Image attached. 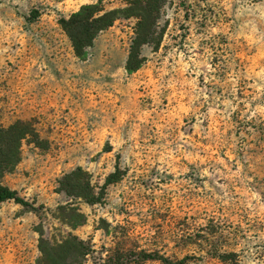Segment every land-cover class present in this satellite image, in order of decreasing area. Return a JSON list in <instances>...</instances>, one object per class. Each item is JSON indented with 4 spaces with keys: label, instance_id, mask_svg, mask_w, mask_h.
<instances>
[{
    "label": "rangeland",
    "instance_id": "obj_1",
    "mask_svg": "<svg viewBox=\"0 0 264 264\" xmlns=\"http://www.w3.org/2000/svg\"><path fill=\"white\" fill-rule=\"evenodd\" d=\"M132 1L0 0V129L33 134L1 180L30 205L0 204V264L70 234L84 264H264V0H162L139 70L134 17L79 58L61 20ZM79 168L98 203L62 190Z\"/></svg>",
    "mask_w": 264,
    "mask_h": 264
},
{
    "label": "trees",
    "instance_id": "obj_2",
    "mask_svg": "<svg viewBox=\"0 0 264 264\" xmlns=\"http://www.w3.org/2000/svg\"><path fill=\"white\" fill-rule=\"evenodd\" d=\"M162 6V0H133L126 8L111 11H105L100 4L85 5L68 19L61 20V25L70 38L75 54L83 58L87 50L93 47L100 33L111 28L122 18H136L138 20L136 37L132 42L126 64L127 71L133 73L142 66V49L155 44ZM32 135L29 124L22 122L7 129H0V204L13 201L24 207L30 205L17 191L3 186L1 180L21 162L22 142ZM86 180L87 174L79 168L66 178L67 182L62 190L67 195L96 204L99 199L92 193L91 182ZM119 180L116 174H112L107 178L106 185L114 184ZM78 217L80 222L71 225L72 228L84 225V216L78 214ZM40 250L42 258L38 264H84L92 253L90 244L71 234L60 244H52L41 239ZM142 259L158 260L162 264L185 263V260L173 261L165 256L148 253H143Z\"/></svg>",
    "mask_w": 264,
    "mask_h": 264
}]
</instances>
